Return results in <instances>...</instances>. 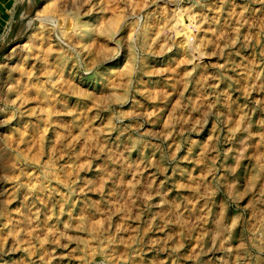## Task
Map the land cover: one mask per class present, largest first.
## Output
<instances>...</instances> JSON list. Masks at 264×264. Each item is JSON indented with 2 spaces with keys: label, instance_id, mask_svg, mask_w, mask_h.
<instances>
[{
  "label": "rangeland",
  "instance_id": "374dc122",
  "mask_svg": "<svg viewBox=\"0 0 264 264\" xmlns=\"http://www.w3.org/2000/svg\"><path fill=\"white\" fill-rule=\"evenodd\" d=\"M48 1L0 39V264H264V0Z\"/></svg>",
  "mask_w": 264,
  "mask_h": 264
},
{
  "label": "bare ground",
  "instance_id": "6f19581e",
  "mask_svg": "<svg viewBox=\"0 0 264 264\" xmlns=\"http://www.w3.org/2000/svg\"><path fill=\"white\" fill-rule=\"evenodd\" d=\"M55 4H53V1H48V4H47V6H48V8H50V12L52 11V12H54L56 9H55ZM68 9H69V12H68V14L66 13V14H61L62 16H61V20H60V22H61V27L60 28H62V29H65V28H67V29H71L72 30V27L73 26H75L76 24H82L83 22H82V20H81V17H79V14L76 12V11H74L73 12V9H75L74 8V6L73 5H68ZM164 7V6H163ZM162 7L161 6H156L155 7V11L154 12H161V9ZM65 10V9H64ZM66 11V10H65ZM163 11V10H162ZM178 10H175V13H173V12H171L170 11V9H169V11L167 10V9H165L163 12H164V14H165V18H164V20L162 19V21H163V23H160V24H158L159 23V21L158 22H154V21H150L149 23H148V25H145L144 26V29H143V32H144V36H145V38H151V40L153 39V38H156L157 37V34H159L160 33V30L162 29V27H164V26H169L170 28H172V29H176L177 30V33H180L181 34V32H182V30L183 29H185V28H183V25L184 24H186V23H188V22H190L191 20H192V15H190V14H188V13H186V12H184V11H178ZM156 14V13H155ZM169 16V17H168ZM168 17V18H167ZM47 18H49V17H47ZM121 19H122V16H121V14H114V15H112L111 17H109L108 19H107V21L103 24V26H100V27H97V30H98V32L99 33H101V34H103L106 38H110L112 35H114L116 32H118V30H119V27H120V24H121ZM103 21V20H102ZM101 21V22H102ZM105 21V20H104ZM154 22V23H153ZM81 24H80V26H81ZM175 24L177 25V24H179L180 26L179 27H175ZM83 25V24H82ZM187 25V24H186ZM84 26H86V24L84 25ZM185 26V25H184ZM88 27V28H87ZM87 27H85L84 29L85 30H87V31H90L91 29H90V27L87 25ZM74 28V27H73ZM93 29V28H92ZM155 36V37H154ZM60 41V40H59ZM108 42V41H107ZM147 44V43H146ZM47 46V45H46ZM45 46V47H46ZM48 47H50V46H48ZM47 47V48H48ZM52 48V47H51ZM43 51V50H42ZM46 53V52H45ZM45 58V57H44ZM51 62V61H50ZM48 69V68H47ZM49 69H51V68H49ZM53 69H55V68H53ZM50 71V70H49ZM48 71V72H49ZM55 73V72H54ZM43 79V78H42ZM43 84V83H42ZM35 86V85H34ZM45 86V85H44ZM21 94H23V93H21ZM26 95V94H25ZM28 96V95H27ZM25 97V96H24ZM21 98V97H20ZM40 98V97H39ZM31 99V98H30ZM35 105V104H34ZM34 107V106H33Z\"/></svg>",
  "mask_w": 264,
  "mask_h": 264
},
{
  "label": "crops",
  "instance_id": "0c3cea01",
  "mask_svg": "<svg viewBox=\"0 0 264 264\" xmlns=\"http://www.w3.org/2000/svg\"><path fill=\"white\" fill-rule=\"evenodd\" d=\"M11 8V0H0V39L4 36L3 33L10 17Z\"/></svg>",
  "mask_w": 264,
  "mask_h": 264
}]
</instances>
